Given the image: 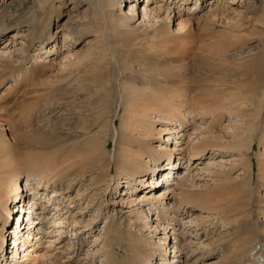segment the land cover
<instances>
[{
  "label": "rangeland",
  "instance_id": "374dc122",
  "mask_svg": "<svg viewBox=\"0 0 264 264\" xmlns=\"http://www.w3.org/2000/svg\"><path fill=\"white\" fill-rule=\"evenodd\" d=\"M65 1L66 6L63 7L64 15L59 19L55 16L51 20L50 26L47 24L45 34H43L41 30L47 19L46 17L43 20V24L40 23V21L35 22V24L31 21L29 24L26 19L22 18L23 16L20 17V19L14 17L9 20L12 33L4 38L3 42L14 40V35H19L17 38L21 40L25 39L23 36H20L21 34L29 35L27 40L30 48H32V54L37 55V57H46V60H49L51 64L53 63L52 65L43 64L40 60H35L33 57L29 56L30 60L26 62L25 69L28 68L29 71H31V68L35 64L43 68L47 65L48 68L46 76H42L41 80L39 79L31 89L36 90L37 88L41 92H45L51 84L59 83V85H61V82H64L65 79L68 81L71 75L75 81L86 72L87 74L97 73L99 91H103L102 89L110 82L109 88L105 89V91L110 92L112 99H107V102L104 101L101 103L103 104L102 108L100 107L101 112L97 114L100 115L99 118L91 119L90 122L85 120L83 123H81V121L80 123L76 122L74 124L75 126L79 124L85 125L87 130L91 131V133L87 132L86 135L83 130H69V133H66L68 137L61 141L50 135L52 129L57 130L58 133L62 132L60 126L64 121L65 115H60V112L65 109V106H56L55 109H52L53 112H47L45 109L46 111L36 116V120L29 117L20 120V122L23 121L22 131L28 134L33 140L36 138L33 142L36 147H42V149H44L42 150L44 154L43 158H41L42 160L48 159L51 155L57 158V162H54L53 167L59 170L69 165L66 162L69 158H71L72 162L79 164V166H83L85 164L92 165V162L95 161L96 157L100 154H103V156L106 154V157L103 161L104 166L98 169V172L92 171V166L88 165L86 169L89 172H87L84 177L73 176L71 180L69 178V180L67 179L61 182L59 179L54 182L52 177L48 178L43 174L42 179L50 182L48 191H45L46 197L49 196L55 200L56 198L50 195H52L54 190H61L64 194L62 196H57V199L61 197V200H64V202L55 203H63L68 209L65 207L47 209L50 214L48 213L47 219L45 218L47 222L45 226L40 227V231L38 228L37 230L36 228L32 230L35 236L32 235V238H30V240L32 239L29 242L31 247L29 245L28 247H24L23 250L22 248L18 250L17 245L20 242L17 238H13V236L7 234L6 237L9 241L8 249L3 255L5 254L4 256H7L8 264H38L33 262L38 258L35 257L44 253H47L50 259H58L55 260L53 264H105L108 259L106 258L109 253L108 250H112L114 247L113 244V247H111V241L109 240L110 238L112 239L113 236H107L106 232L110 230L111 227H116L118 229V225H122L125 229H135L136 220L135 215H133L134 212L137 213L140 211L139 213L143 215V222H146V227H143L142 231H146L143 232L145 235H148L150 231H154L159 237L163 235L164 230H162L163 226L161 227L160 223L164 221L157 220V213L155 211L158 210L156 209L158 207H160L161 210L162 208H165L164 210L167 211L173 210L176 215L178 214V222H175L177 223L176 227L174 228V225L169 227L172 229L170 230L169 237H171V241L169 244H165L163 238L157 237V239H153L158 248L157 253H159V255L157 254L156 259L159 264H186V262L187 264L220 263L224 260V248L230 247L231 245V243H229L231 229L227 222L225 223V221H222L223 214L219 215L216 212L208 213L205 209L201 208L199 204L195 206L194 204H190L184 209V205L182 207L179 205L180 197L178 195L173 198L175 200L172 199L173 193H171V198L170 196L169 198H160L159 203H157L155 199L146 200L147 198H144L143 195L147 194L149 197H158L161 196L158 192L162 189L166 190L168 195V193H170L169 188H176V184L174 183L180 181L183 176H187L186 182L188 191L196 193L199 198H205L207 194H210L217 188L224 190L230 196V193H238V191L245 189L246 199H253L256 195L259 198H264V185L262 183L263 180L260 178L261 174H264V0H201L197 8H193L190 4H194V0H188L186 3H183L181 8L178 7L180 3L175 6L176 11L172 14L170 13V15L165 11H157L155 16H147L146 13H143V9L148 7L149 9L155 10L160 6H166L167 4L162 2L163 0H161V2L160 0H154L151 5L147 4L145 0H143L144 2L142 0L136 2V11L134 13L130 11L129 2L127 0H115L117 2L116 10L118 13L124 15V13L129 12V17L132 18L128 23V30L122 31L124 35L120 36V38H117L116 35H110V29L105 31V34L100 35L97 33L98 30L93 28L94 18L90 15L92 10L97 11L95 7L89 3L83 4L81 0H73L76 2L80 1V7L75 11L72 10L73 6L70 5L71 0ZM175 1L177 2L178 0ZM250 2L252 3L250 4ZM210 8L219 11L217 13L212 12L209 15L208 12ZM70 13L72 18L77 15L81 16L80 18L87 17V19L78 18L75 19L74 22H71V27H76L75 31L67 29L62 31V25L69 20ZM33 19L34 18L31 20ZM187 19H190L187 26H184L181 31L177 30L179 29V21H188ZM81 20L84 22V28L79 29L77 24H79ZM191 24H193V32L189 35L187 32ZM165 26L166 29L169 28L168 30L170 32L168 36H170L168 39L171 42L165 45L167 41H162V39L154 41V43H159L161 48L173 47L179 50L182 44L208 46L207 44L213 43L214 50H222L225 53L224 55L228 56L227 60L230 62L229 65L241 69V73L238 75L240 83L231 90V93L234 94L233 96L237 97L246 95L249 97L248 102L250 105L247 118H244V116L236 118V115L231 117L226 109L220 112L221 116L219 118L214 119L215 115L202 118L201 108L198 106L201 105L205 99L199 97L195 98L198 92L195 88H192L185 93L189 99L187 104L192 103L199 109L196 112L197 115L182 114L181 118H183L184 125H180V123L176 124L175 122L177 120L172 123L168 122L163 113L150 114L152 115L151 119L153 118L152 121H156L154 120V116H158V118H156L157 122L155 123L157 131L154 144L158 145V141H161V143L165 141L173 151L176 163L178 162L179 165L181 163V166H178L171 172L173 176L170 175V178H168L169 182L163 181L162 177L166 176L163 173L164 170L159 172L156 176V173H148L146 179L143 180L144 182L147 181L146 185H148V183L150 184V182H148L150 178H158L159 181L155 184V187L151 186L147 188L144 184L143 186L142 184H138L137 191L135 190L132 194V192L128 190L129 185L122 184L121 186H114L119 179L126 180V178L129 177L125 172H120L121 170L116 171V168L122 167L118 163L119 146L117 143V133L121 132L123 129H128L124 120L126 118V114H124L123 110L125 103L124 93L121 90L123 85H127L128 82L126 78L129 77V75H126L127 70L123 73L121 72V66L125 62H123L124 57L120 52L127 50L130 45L127 42L129 37L135 35L141 39L148 37L150 40V37L152 39L154 36V32ZM94 30H96V33ZM127 33L130 35H127ZM229 33L240 34L238 42H241L239 46H236V48L231 51H229L230 49L228 48L229 42L225 39L229 37ZM50 34L56 35L57 43H52L51 45L47 44L50 43V39L43 42V39L49 37ZM109 35L110 37H107ZM116 40H125L127 46H124V43L118 44ZM135 40H133L132 43H135ZM32 42H34L36 46H32ZM149 46L151 50H156L155 45ZM149 46H147L148 48H144L143 51L149 49ZM35 47L44 49L37 51ZM1 49H3V47L0 46V51ZM132 49L135 50L136 47L134 46ZM200 58H203L205 64H207L208 61L206 57ZM18 59L22 61V54H20V56L18 55ZM78 61H82L83 63L77 70L80 74H77L76 71L68 74L70 70L75 68ZM16 64L18 65L19 63L17 62ZM134 66L136 69L138 68L136 64ZM207 68H205V71ZM242 74H247V76H241ZM22 76V73L21 76L16 74L4 81L2 80L0 83V108L2 105H8L11 110L9 114H5L8 118L14 116H16V119L19 118L18 116L22 108L19 107V110L15 111L13 107H10L15 103L14 94L10 90L28 83V79ZM15 79H17V82H15ZM12 84H16V86L9 88ZM10 93L11 95H9ZM10 98L13 101L11 100L10 103L7 104L6 101L10 100ZM28 104L24 105L26 106ZM173 104L179 107L182 103L178 99H175L173 100ZM233 106L240 107L239 105ZM22 115L20 118L24 116ZM172 115L178 116L180 114L174 111ZM147 116L148 113H144L141 118L135 119V121H143V130L148 126ZM48 124H50L49 129L46 131V126ZM50 129L51 131H49ZM165 129H176L177 132H182V135L178 136L177 133L165 131ZM162 130V135L158 134V132ZM196 130H198V132H196ZM44 131L47 133H43V135L39 133ZM8 133L11 139L17 138L21 134L17 128ZM135 133H137L136 130H134L132 134L136 136L133 141L134 145L136 147H141L143 145L144 149L148 150V146L145 145L148 136H145L146 140L144 142H139L137 140H142L143 137L138 134L134 135ZM98 136L102 138L99 141V145H90ZM57 137H59L58 134ZM196 137L197 139H195ZM148 141L151 142V139H148ZM197 144L207 146L205 147V149H207L206 153L194 155L192 147ZM66 150H68L67 153L62 155ZM177 154L180 155L178 156ZM109 162L112 165V170L106 173ZM167 164L168 162L166 161L163 164V168L167 166ZM187 167L190 168L189 172H191L189 176L187 175ZM61 173H63L61 179L68 174L67 171H61ZM21 174L23 175L22 177H27V174L23 172H21ZM32 177L34 178V176ZM68 182L70 184L69 188L67 186ZM44 188L45 185L42 184L40 189L42 190ZM256 189H258L259 194H256ZM26 192H28V189ZM174 194L180 193L177 192ZM23 195H21V198H23L21 202L22 205H26L25 211L29 213V209L32 208V204L30 203L32 200H30L28 194L26 198L23 197ZM78 195H81V197ZM63 197L64 199H62ZM132 198H137L136 203L139 204H136L137 206L133 208H126L131 205L129 201H133ZM142 199L145 200L144 203H141ZM88 201L91 202L88 203ZM258 204L259 203L253 199V207L258 209ZM15 205L14 203V206ZM68 205H70V209ZM164 205L165 207H163ZM42 206L44 205L42 204ZM150 207H155L153 208L155 210H149ZM20 208L21 206H19L18 209ZM144 210L147 211L143 212ZM41 213H44V211L41 209L37 210V216H40ZM21 214H23L21 225H23V229L27 227L23 234L29 232L30 228L32 229L33 226H40L38 225L40 220L37 219L36 215L35 217L33 216L36 223L33 225L32 223L28 224L27 216L29 214H24L22 210H18L14 216L16 217V215ZM150 214L151 217L154 218L153 220ZM193 215L200 218L199 221H196L200 223V226L196 227L197 224L192 223L194 217L191 218V216ZM218 215L220 217H218ZM14 216L11 222V224L13 223L14 225L12 229L13 233H15V230H19L20 227H15L18 221L16 218L14 220ZM55 217L57 219L67 217V220L75 219V221L79 222V226L75 228V226L68 227L63 225L62 234H60V228L55 229L52 233L54 227L57 226L54 225V222L57 221ZM201 219L205 221L203 224L201 223ZM253 219L257 220L260 225H264V215L260 210L255 212ZM132 222L135 226L131 224ZM184 223H186V227ZM26 224L28 225L26 226ZM158 225H160V227ZM8 228L12 227L8 226ZM77 229L79 230L76 231ZM137 229L140 228L137 227ZM21 230L19 232H21ZM174 233L179 237V242L178 239L175 240L173 236ZM119 234L123 237L125 236L123 232ZM163 245L165 246V253L168 249L167 260H162L160 256V253L163 251ZM15 249H17V251ZM177 250H182V254L176 255ZM116 253L120 258L125 256L122 252L120 253L119 250H116ZM15 254L17 255V259L13 258ZM31 254H33L32 257H30ZM199 256H201V258H199ZM169 257H171V259ZM175 257L179 258L176 259Z\"/></svg>",
  "mask_w": 264,
  "mask_h": 264
},
{
  "label": "bare ground",
  "instance_id": "6f19581e",
  "mask_svg": "<svg viewBox=\"0 0 264 264\" xmlns=\"http://www.w3.org/2000/svg\"><path fill=\"white\" fill-rule=\"evenodd\" d=\"M81 1L83 4L89 3L97 9V11L90 10V15L94 18L93 28H96L98 30V34H105V31L110 29V35H116L117 38H120V36L124 35L122 31H126V29L128 30V23L132 18L129 17V12L124 13V15L118 13V11L116 10L117 2L115 0ZM127 1L129 2L130 11L134 13L136 11L135 3L141 0ZM145 1H147V4L149 5L154 2V0ZM187 1L188 0H178L176 2L175 0H163L162 2L167 4L166 6H160L155 10L145 7L143 9V13H146L147 16H155V13L157 11H165L170 15V13L172 14L176 11L175 6L180 3L178 7L181 8L183 3H186ZM194 1V4H190L193 6V8H197V6L200 5L199 3H201V0ZM79 2L80 1L76 2L71 0L70 5L73 6L72 10L77 11V9L80 7ZM251 3L252 2H250V4ZM0 5V46L3 47V49H1L0 51V83L2 80L4 81L5 79L13 77L16 74H19L21 76V73L24 76H22L23 78L28 79L27 84H23L13 90H10L14 94L15 100L14 105L10 107H13V110L15 111L19 110V107L22 108L19 113L20 115L18 116L19 118L16 119V116L8 118L5 115L9 114V112L11 111L8 105H2L0 108V264H8L7 256H4L5 254L3 255V253H5L8 249L9 241L6 237L7 234H10L11 236H13V238H17V240L20 242L17 245L18 250H20L19 248L22 245H24L22 247V250L24 249V247H28L29 245L31 247V244L29 243L30 238H32V235L35 236V233H32V230H34L35 228L36 230L37 228L38 230H41L40 227L45 226V224L47 223L45 218L47 219V214L49 213V210L47 209H51L54 207H56V209H59L61 207L67 208L63 203H55L64 202V200H61V197L57 199V196H62L64 194L63 192H61V190H54L52 195H50L52 197H55V200L49 196L46 197V192L48 191L50 182L42 179L43 174L48 178L52 177L54 179V182L59 179L61 180V182L67 179L69 180V178L71 180L73 176L84 177L87 172H89L86 169L88 165L92 166V171H97L104 166L103 161L106 157V154L105 156H103V154H100L96 157L95 161L92 162V165L85 164L83 166H79V164L72 162L71 158H69L66 161L69 165H66L60 170L54 168L53 165L54 162H57V158L54 155H51L46 160L41 159L44 156V154L42 153V150L44 149H42V147H36L34 145L33 142L36 140V138H34L33 140L28 134L23 133V121L20 122V120L28 117L34 118L33 120H36V116H38V114H42L46 110L47 112H53L52 109H55L56 106H65V109L60 112V115H65L64 121L60 126V130H62V132L58 133L57 130L52 129V133L50 135L60 141L68 137L66 133H69V130H83L85 131L84 134L86 135L87 132L91 133V131H88L85 125L79 124L75 126L74 124L76 122L80 123L81 121V123H83V121L85 120L90 122L91 119L99 118L100 115L97 114H100L101 112L100 107L102 108L103 106V104L101 103L104 101L107 102V99H112V96L110 92L105 91V89L109 88L110 82H108L106 84V87L102 89L103 91H99L97 73L87 74V72L75 81L73 80L71 75L68 81L65 79L64 82H61V85H59V83L51 84L50 87L45 90V92H41L37 88L36 90L31 89V87L35 85V83L39 81V79L41 80L42 76H46V71L48 70V68L47 65L46 67L44 66L45 68H43L35 64L31 68V71H29L28 68L25 69L24 67L26 66V62L30 60L29 56L33 57V59L35 60H40V62L43 64H51V62L49 60H46V57H37V55L32 54V48H30L29 42L27 40L29 35L21 34L20 36H23L25 38L24 40L17 38V36L19 35H14V40L3 42L4 38L12 33V29L9 25V20L13 19L14 17L20 19V17L23 16L22 18L26 19L29 24L31 23V21H33L34 24L37 21H40V23L43 24V20L46 17L47 19L44 22L45 27L43 26V29L41 30V32L45 34V28L47 27V24H49L50 26L51 20L55 16H57V18L59 19L62 17V15H64L63 7L66 6V1L0 0ZM218 11L210 8L208 14L210 15L212 12L217 13ZM80 17L81 16L76 15L72 18L70 13L69 20H67V22L62 25V31L64 29L75 31L76 27H71V22H74L75 19L78 18L84 20L87 19V17ZM32 18L34 19L31 20ZM187 20L188 21L180 20L179 29L177 30H183L184 26H187L190 19ZM77 25L79 29L84 28V22H82V20ZM192 28L193 24H191L189 31L187 32L189 35L193 32ZM168 29H166V26L158 29L156 32H154V36L152 37V39L150 37V40L148 37H144L143 39H141L133 35V37H129L127 40V42L130 44L127 50L120 52L124 57L123 62H125L121 66V72L123 73L127 70L126 75H129V77L126 78L128 82L127 85H123L121 90L124 93L125 103L123 106V110L124 114H126V118L124 120L125 124L128 126V129H123L121 132L117 133V143L119 146L118 163L122 167L116 168V171L121 170L120 172H125L129 177L126 178V180L119 179L114 184V186H121L122 184L129 185L128 190H130L132 194L135 190L137 191L138 184H142V186L144 184V186H146L147 188L151 186L155 187V184H157L159 181V179L156 177H152L148 180V182H150V184L148 183V185L150 186L146 185L147 181L144 182L143 179H146L148 173H156V176L159 172L164 170L163 173L166 176L160 177L163 178V181L169 182L168 178H170V172H173L175 168L181 166V163L180 165L178 162L176 163L174 153L165 141L163 143H161V141H158V145L154 144L156 141L155 136L157 131L155 123L157 122L156 118H158V116H154V120L156 121H152L153 118L151 119L152 115L150 114L163 113L168 122L172 123L177 120L175 122L176 124L180 123V125H184L183 118H181L182 114L186 113L197 115L196 112L199 109L198 107L201 108V114L203 115L202 118L213 115H215L214 119L219 118L221 116L220 112L223 109H226L231 117L233 115H236V118L243 116L244 118H247L248 108L250 105V103L248 102L249 97H247L246 95L237 97L233 96L234 94L231 93V90L237 87L240 83V78L238 77V75H240L241 69L229 65L230 62L229 60H227L228 56H225V53L222 50H214L213 43L207 44L208 46L182 44L180 45L179 50L173 47L161 48L159 43H154V41H156L157 39H162V41H167L165 45L169 44L171 41L168 39V37L170 36H168L170 32ZM94 32L96 33V30H94ZM110 35L107 37H110ZM127 35L130 34L127 33ZM228 36L229 37L225 39L228 40V48L230 49L229 51H231L232 49H235L236 46H239L241 44V42H238L240 34L229 33ZM47 39H50V43L47 44L51 45L52 43H57L56 35L50 34L49 37L43 39V42H45ZM133 40H135V43H132ZM116 41L118 42V44L124 43V46H127L125 40ZM31 45L34 46V42H32ZM149 45H155L156 50H151V47ZM134 46L136 47L135 50L132 49V47ZM147 46H149L150 48L143 51L144 48H148ZM35 48L37 51L44 49L40 47ZM20 54H22L23 56L22 61L18 59V55L20 56ZM200 57H206L208 61L207 64H205V60ZM17 62L19 63L18 65L16 64ZM76 64L77 65L75 66V68L70 70L68 74L74 73V71H76L77 74H80V72H78L77 70L83 65V63L82 61H78ZM135 64L138 66L137 69L134 66ZM203 64L205 65L202 66ZM205 68H207L206 71ZM241 76H247V74H242ZM15 82H17V79H15ZM16 84L10 85L9 88L16 86ZM192 88H195V90L198 92V95L195 98L199 97L205 99L203 103L198 107L193 105L192 103L187 104L189 99L185 95V93L190 91ZM9 95H11V93ZM175 99H178L182 103L179 107L173 104V100ZM11 100L12 99L10 98V100L6 101V103L9 104ZM24 104L28 105L25 106ZM233 105H239L240 107H236ZM174 111L178 112V114L180 115H172ZM144 113H148V116L146 117L148 118V126H146L143 130V121H135V119L141 118ZM21 115L23 117L20 118ZM252 116L255 117L254 115ZM175 118H178L179 120ZM49 125L50 124L46 126L47 128L45 127L46 131L49 129ZM15 128H17V130L21 134L19 137L11 139L8 132H12V130ZM134 130L137 131V133H135L134 135L138 134L139 136L143 137L142 140H137L139 142H144L146 140L145 136H148L145 144L148 146V150H145L143 145L141 147H136L134 145L133 141L134 137H136L132 135ZM46 131L39 133L43 135V133H47ZM49 131H51V129ZM165 131H173L174 133H177L178 136L182 135V132H177L176 129H165ZM162 132L163 130L159 131L158 134L162 135ZM196 132H198V130H196ZM57 134L59 137H57ZM101 139L102 138L98 136L90 143V145H99V141ZM148 139H151V142L148 141ZM195 139H197V137ZM205 147L207 146L200 144L194 145L192 147V152L194 153V155H202L207 151ZM67 151L68 150L63 152L62 155L67 153ZM177 155L179 156L180 154ZM166 161L168 162V164L163 168V164ZM111 166L112 165L109 162L107 165L106 173L112 170ZM61 171L68 172V174H66L63 179H61L63 176V173H61ZM189 171L190 168H188V176L191 173ZM21 172L27 174V177H22L23 175L21 174ZM32 176H34V178ZM260 178L263 180L262 183L264 185V174H261ZM186 180L187 176H183L180 181L174 183L176 184V188H169L170 193H168V195L166 193V190L162 189L158 192V194H160L161 196L149 197V195L147 194L143 196L144 198H147L146 200L155 199L157 203H159L160 198H169V196L171 198V193H173L172 199L175 198L176 195H178L180 197L179 205L181 207L184 205V209L187 205L194 204L195 206L199 204L200 207L205 209L208 213L216 212L219 215L223 214L222 221H225V223L227 222L231 229V238L229 241L231 245L230 247L224 248V260L218 264H264V225H260L257 220L253 219V215L256 211L260 210L264 215V198H259L257 195L253 198L259 203L257 206L258 209H256V207H253V199H246L245 189L238 191V193H230V196L224 190L217 188L215 191L207 194L205 198H199L196 193L188 191ZM42 184L45 185V188L41 190L40 187ZM23 185L25 186V188H23ZM69 185L70 184L68 182V188ZM27 189L28 192H26ZM24 191L31 197H29L30 200H32V202L30 201V203L32 204V208L29 209L31 211H29V213L25 211L26 205H22L21 202V200H23V198H21V195L24 194ZM177 192H179L180 194H174ZM257 193L259 194L258 189H256V194ZM27 194L23 195V197L26 198ZM78 196L81 197V195ZM62 199H64V197ZM132 199L133 201H129L131 205L127 206L126 208H133L134 206H137L136 204H139L136 203L137 198ZM144 201L145 200L142 199L141 203H144ZM90 202L88 201V203ZM14 203L16 204L15 206ZM42 204L44 206H42ZM19 206H21L20 209H18ZM68 207L70 209V205H68ZM163 207H165V205ZM153 208L155 207H150L149 210H155ZM39 209L43 210L44 213H41L40 216H37V210ZM156 209H158L155 210L157 213V220L164 221L160 223L161 227L163 226V235L159 237L154 233V231H150L148 235H145V233L143 232L146 231H142L143 227H146V222H143V215L142 213H139L140 211L137 213L134 212L133 215H135L136 220L135 229H125L122 225H118V229L116 227H111V229L106 232L107 236H113L112 239H109L111 241V244L110 241L109 244L111 245V247H114L113 249L111 248L112 250H108L109 253L106 257L108 259L106 260L105 264H159L156 259L157 254L159 255V253H157L158 248L153 239H157V237L163 238L165 244H169V242L171 241V237H169L170 230H172L169 227L172 225H174V228L176 227L177 223L175 222H178V214L176 215L173 210H164L165 208H162L161 210V208L158 207ZM18 210H22L24 214H29L27 216L28 224H36L34 221V217L36 215L37 219L40 220V222H38V225L40 226H33L32 229L30 228L29 232L23 234L25 233L27 227L23 229V225H21L23 214L16 215V217L14 216V214H16ZM145 211L147 210H144L143 212ZM219 215L218 217H220ZM13 216L14 220L16 218L18 221L15 227L20 226L19 230H15V233H13L12 230L14 225L13 223L11 224ZM192 217H194L193 221L191 220L192 223L197 224L196 227L200 226V223L196 222L197 220L199 221L200 218H198L196 215L191 216V218ZM151 219L153 220L154 218L151 217ZM203 222L205 221L201 219L202 224ZM28 224H26V226ZM131 224L134 225L133 222ZM54 225L57 226L54 227L52 233L55 231V229L60 228L59 231L60 234H62L63 225H66L68 227L75 226L76 228V226H79V222L75 221V219L67 220V217H64L62 219H57V221L54 222ZM160 225L158 226L160 227ZM8 226L12 228H8ZM184 226L186 227V223H184ZM137 227L140 229H137ZM7 228L9 231L7 230ZM20 230L21 232H19ZM78 230L79 229H77L76 231ZM120 232H123L125 234V239L122 235L119 234ZM173 236L175 237V240L178 239L179 242V237H177V234L174 233ZM164 247L165 246L163 245V251L160 253V256L162 257V260H167L168 249L165 253ZM17 249L15 250L17 251ZM116 250H119L120 253L122 252L125 256L120 258V256L116 253ZM180 254H182V250H177L176 255ZM32 255L33 254H31L30 257H32ZM16 257V254L13 255L14 259H17ZM35 258L37 259L33 262L38 264H53L55 260H58L57 258L50 259L47 253L39 254ZM169 258L171 259V257ZM175 258L177 259L179 257ZM199 258H201V256H199Z\"/></svg>",
  "mask_w": 264,
  "mask_h": 264
}]
</instances>
